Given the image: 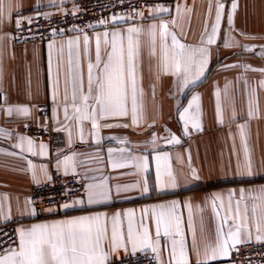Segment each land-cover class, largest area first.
<instances>
[{
    "label": "crops",
    "instance_id": "obj_1",
    "mask_svg": "<svg viewBox=\"0 0 264 264\" xmlns=\"http://www.w3.org/2000/svg\"><path fill=\"white\" fill-rule=\"evenodd\" d=\"M83 0H3L5 15L0 20V130L7 135H0V225L17 224V230L27 228L33 224L49 223L81 215L106 213L111 215L117 211L135 209L137 216L140 209L153 204L180 202L178 209L182 214V227L185 232L186 245L193 243L192 232L188 229L189 209L185 202L191 203L196 243L203 247L205 242L213 243L216 238L218 220L211 209V198L220 194L227 200L230 191L239 193V190H252L259 195V189L264 188V88L259 81L264 80V74L251 69L264 68V0H236L237 8L233 14V30L229 29L227 17L232 11L233 0H219L224 5L216 42L207 45L209 49V63L204 75L198 80L182 86L177 77L160 72V42L157 35L155 55L149 44L147 35H142L140 55L137 59V83L142 89L138 93V110L141 119L138 126H133L131 116L101 121L103 124L122 125L128 127H101L100 142L89 135L90 121L83 122L84 140L79 136V128L75 118L65 120L63 102L65 88L69 104V116L72 117V72L75 71L77 49L72 50V71L69 66V50L67 41L80 36V71L84 79V90H87V63L89 58L95 62V41H90V52L85 56L83 51V35L86 33L94 38L96 32L116 31L135 24L147 29L151 24L159 25L160 20L176 21L169 23V30L175 31L178 40L188 46L202 47L201 38L205 40L211 34L215 23L217 0H176L165 13L153 18L149 8H144V18L136 20L110 22L100 28L86 32L73 33L54 38L47 42H33L24 45L15 44L12 30L28 22L36 13L47 15L57 13H73L74 7ZM211 3V12H209ZM181 12L177 15L176 7ZM190 10V11H189ZM233 37L230 47H225V40L229 35ZM56 41L51 50V71L48 45ZM63 43V57L60 60L59 93L53 102V84L57 76L59 52ZM171 48V38H168ZM245 46L251 49L246 51ZM105 45L101 40V57L105 58ZM126 47V39H125ZM251 66L245 71V66ZM233 66V67H226ZM95 72V69H94ZM219 94V96L217 95ZM193 96H198V108L194 104L189 115L198 120L200 127L193 126L192 120L187 126L180 119V114L188 107ZM252 100L253 116L249 117V101ZM222 113L217 115V103ZM48 105L47 114H42L39 106ZM28 107L30 115L25 117L16 113L17 107ZM129 112L131 101L129 99ZM8 108L13 112L9 114ZM56 110L54 117L53 111ZM47 126L54 129L61 128L66 135V149L54 153L51 147L43 142H34L35 155L28 151L27 142L23 150L14 147L20 143L21 129L26 125ZM67 128H64V126ZM240 125H244L241 134ZM72 130V143H68V131ZM153 134L156 136L155 145L152 144ZM170 135H175L179 144L168 143ZM29 138V137H28ZM121 141H124L123 143ZM47 146L46 153L40 155L39 145ZM245 143L253 162V174L241 175L237 171V162L243 165ZM113 149L109 155L108 150ZM125 149L124 153L119 150ZM158 152L169 154L174 173L177 175V187L160 190L156 187V162L154 157ZM10 153H15L10 154ZM76 154L77 166L75 172H64L63 166L58 168L57 160H63L65 155ZM148 155L150 166L147 173H141L129 156ZM29 161L34 166L30 168ZM113 163H124L125 167L113 168ZM194 168L199 179H194L190 169ZM46 167L50 179H46L41 168ZM35 171L36 178H33ZM64 175L79 174L85 186L83 196L85 204L75 205L68 209L53 208L55 211H46V218L38 220L26 206L31 202L33 188L52 179L54 172ZM147 179L149 192L141 195L138 190L122 193L119 197L103 204L88 205L86 203V187L88 184L107 182L113 189L117 185H132ZM39 181V182H37ZM251 207V201H246ZM219 203V202H217ZM243 207V205H242ZM31 208L34 206L31 203ZM223 214V210H221ZM203 222L204 233H201ZM126 224V221H125ZM154 232V222L151 223ZM253 238L248 242H256V232L252 230ZM247 242V243H248ZM168 244V238H161V245ZM241 245V244H240ZM239 246V245H238ZM237 246V247H238ZM151 253L150 250L137 252L135 255ZM153 254V253H152ZM233 250L229 257L219 258L210 264H235ZM129 256V255H128ZM126 257L121 251L119 256L112 260ZM162 259H168V250L163 248ZM192 264H195V253L191 254Z\"/></svg>",
    "mask_w": 264,
    "mask_h": 264
},
{
    "label": "snow or ice",
    "instance_id": "obj_2",
    "mask_svg": "<svg viewBox=\"0 0 264 264\" xmlns=\"http://www.w3.org/2000/svg\"><path fill=\"white\" fill-rule=\"evenodd\" d=\"M63 2V0H62ZM237 8L236 0L231 4L232 11L227 17V23L233 30V14ZM224 5L217 0L215 23L212 26L211 34L205 40L201 38L202 47L196 48L181 43L175 31L169 30V23L176 24L175 20L166 22L160 20L159 25L151 24L147 29L132 24L125 29L116 31L96 32L94 38H90L86 33L83 35V51L85 56L90 52V41H95V62L90 58L87 63V90H84V79L80 71V53L79 47L81 43L80 36L67 41L69 50V66L72 71V50L75 46L77 49V57L75 71L72 72V117L69 116V104L67 96V87L65 88L63 111L65 120H76L79 128L80 139L84 140L83 122L90 121L91 135L96 143L100 142L101 127H128V124H101V121L108 119H118L131 116L133 126H138L141 119V113L138 110V93L142 95V89L138 88L137 83V59L140 55L141 36L147 35L152 54L155 55L157 35L160 42V72L161 74H170L179 81L182 86L186 87L189 83L198 80L204 75L205 69L209 63V49L207 45L216 42V36L220 28ZM79 11L74 7V12ZM135 17L144 18L143 11H135ZM153 18L160 17L165 13L170 14V9L163 5H156L148 9ZM177 15L180 14L181 8L176 7ZM190 11V10H189ZM209 12H211V3H209ZM5 8L3 0H0V20L4 18ZM131 14L114 15L110 19L112 22L125 21L126 19H134ZM47 18V14H46ZM31 23L32 18H27ZM100 25H107L108 20L98 21ZM17 27H20L21 21H16ZM89 28L95 29L96 25H88ZM73 31L83 32V29L73 27ZM229 32L225 40V47L231 46L233 37ZM55 34V30H54ZM171 38V48L168 44V38ZM105 47V58L101 57V40ZM126 39V47H125ZM3 37H0L2 43ZM56 45V41H52L49 47V60L51 71V50ZM64 45L61 43L58 52L57 76L53 84V102L57 100L59 93V76H60V60L63 57ZM246 51H251L245 46ZM264 56V53H261ZM233 67V66H226ZM251 66L246 65L245 71ZM95 69V72H94ZM264 74V68L251 69ZM259 86L264 88V80L259 81ZM219 96V94H217ZM129 99L131 101V110L129 112ZM198 96H193L184 112L180 114V119L185 123V134H187V126L192 120L193 126L199 128L198 120L193 119L189 115V110L194 104L198 108ZM16 113L21 116H29L30 109L28 107H17ZM7 112L11 114L12 108H8ZM53 115L55 117L56 110ZM217 115L221 117L222 113L217 103ZM249 117L253 116L252 100L249 101ZM241 134H243L244 125H240ZM64 128H67L65 125ZM61 131V128H57ZM68 131V143H72V130ZM0 135H7L0 130ZM156 136L153 134L152 144L155 145ZM20 143L14 145L16 148L23 150L24 142H27L28 151L35 155L34 142L31 138L21 136ZM122 143L124 141H121ZM168 143L179 144L180 140L175 135H170ZM40 155L46 153L47 146L43 143L39 145ZM113 149H109V155L113 153ZM124 153L125 149L119 150ZM15 154V153H10ZM141 173H147L150 166L149 156H129ZM152 159L156 162V187L160 190L166 188L177 187V175L169 163L170 157L167 152H158ZM30 168H34L29 161ZM58 168L63 166L65 174L69 171L75 172L77 161L76 154L65 155L63 160H57ZM113 168L125 167L124 163H113ZM190 174L194 179L199 176L194 168L189 165ZM253 162L249 154V150L245 143L243 165L237 162V171L241 175L251 176L253 174ZM41 172L46 179L48 176L47 168L42 167ZM33 178H36L33 171ZM39 182V181H37ZM138 190L141 195L149 192V184L144 179L142 184L117 185L115 189L101 182L98 184H88L86 187V203L88 205L103 204L119 197L122 193ZM259 195H254L252 190H239V193L230 191L227 200L220 194H215L211 198V209L215 217L219 221L216 227L215 242H205L203 247L196 243V230L194 227V219L191 203L185 202L184 206L189 209L188 229L192 232L193 243L191 247L186 245L185 232L182 227V214L178 210L180 202L171 201L170 203L153 204L140 209L137 216L135 209H127L126 211H117L108 215L106 213L81 215L68 219L57 220L49 223L33 224L27 228H20L18 232V244L15 247L9 246L0 251V264H113L112 257L119 256L123 251L125 256L135 255L137 252L150 250L154 254V258L158 264H192L191 254L195 253V264H210L211 261L223 257H229L233 250H237V246L247 243L253 238L252 230L254 228L256 242H264V188L259 189ZM246 201H251V207ZM219 202V203H217ZM85 204L84 199H77L72 203L62 205L64 209L74 207L75 205ZM243 205V207H242ZM26 206L32 214L35 209L31 208V202L26 201ZM53 212L55 209H45ZM223 210V214H221ZM0 216L9 219L10 216H4L0 212ZM126 221V224H125ZM154 222V232L151 223ZM201 233H204L203 222H201ZM168 238V244L161 245V238ZM163 248L168 250V259L165 262L161 257Z\"/></svg>",
    "mask_w": 264,
    "mask_h": 264
},
{
    "label": "built area",
    "instance_id": "obj_3",
    "mask_svg": "<svg viewBox=\"0 0 264 264\" xmlns=\"http://www.w3.org/2000/svg\"><path fill=\"white\" fill-rule=\"evenodd\" d=\"M176 0H83L78 5L79 11L73 13H57L47 15L43 12L32 16L31 23L17 26L12 30L15 44L24 45L33 42H47L57 37L66 36L73 33V27L83 29V32L92 30L88 25H96L100 28L98 21L108 20L114 15L131 14L135 17V11L144 8L163 5L172 7ZM134 19L128 20H136ZM108 23V24H109ZM55 30V34H54ZM42 114H47L48 105L39 106ZM21 134L36 142L48 144L54 153L63 152L66 149V135L62 131H57L52 125L35 126L26 125L21 129ZM85 186L79 174L64 175L54 172L52 179L46 183L36 185L31 193V203L36 212V218L42 220L46 218L48 208H63L62 205L69 201L83 196ZM18 244L17 224L0 225V251ZM235 264H264V242H248L237 247L234 254ZM113 264H158L154 254L145 253L139 255H129L113 261Z\"/></svg>",
    "mask_w": 264,
    "mask_h": 264
}]
</instances>
